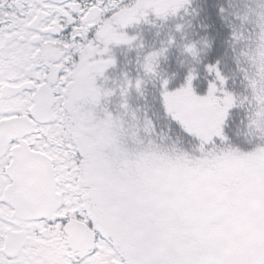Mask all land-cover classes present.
<instances>
[{
  "label": "snow or ice",
  "instance_id": "obj_1",
  "mask_svg": "<svg viewBox=\"0 0 264 264\" xmlns=\"http://www.w3.org/2000/svg\"><path fill=\"white\" fill-rule=\"evenodd\" d=\"M0 264H264V0H0Z\"/></svg>",
  "mask_w": 264,
  "mask_h": 264
}]
</instances>
